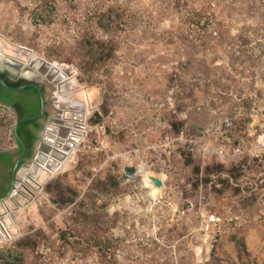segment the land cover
I'll return each mask as SVG.
<instances>
[{
  "label": "rangeland",
  "instance_id": "1",
  "mask_svg": "<svg viewBox=\"0 0 264 264\" xmlns=\"http://www.w3.org/2000/svg\"><path fill=\"white\" fill-rule=\"evenodd\" d=\"M0 59L13 79L11 67L41 73L48 96L15 193L45 126L78 134L20 212L8 202L25 224L0 252L17 264H264V0H0ZM14 123L0 109V150H19ZM211 214L214 237L201 230Z\"/></svg>",
  "mask_w": 264,
  "mask_h": 264
},
{
  "label": "bare ground",
  "instance_id": "2",
  "mask_svg": "<svg viewBox=\"0 0 264 264\" xmlns=\"http://www.w3.org/2000/svg\"><path fill=\"white\" fill-rule=\"evenodd\" d=\"M6 63H7V59L6 60L0 59L1 67L6 66ZM78 98H79L78 96L69 97L67 99L68 104L71 105V102L73 104L80 103V100ZM72 122L73 119H69L66 120L65 124L66 126L67 125L69 126L72 124ZM52 126L53 127L47 131L45 141L40 145L39 160L34 161L32 163V166L29 167V169L25 171L24 174L21 175L20 177L21 180L19 179L21 181V188H19V192L17 193L14 192L13 197L10 199V201H4L0 203V206L4 212L2 213L1 212L2 210L0 211V244L12 239V237L14 236V232L17 228L16 226L19 225L22 226V224L25 221V217L21 213L12 216L10 204L12 203L15 206V209L19 210L20 212V210L23 209L26 203L30 202V200L34 198L37 191L40 189L41 184L44 181H47L48 179L53 177L59 171L61 161L58 160L57 158L67 157L69 155V150L71 148H74L72 140H75L76 132L74 133V131H72L70 127L68 128L66 127L67 129H64L66 136L63 137L60 135L61 130L59 129L61 128L59 127V125L58 126L52 125ZM76 135L78 134L76 133Z\"/></svg>",
  "mask_w": 264,
  "mask_h": 264
},
{
  "label": "water",
  "instance_id": "3",
  "mask_svg": "<svg viewBox=\"0 0 264 264\" xmlns=\"http://www.w3.org/2000/svg\"><path fill=\"white\" fill-rule=\"evenodd\" d=\"M12 69H14V73L13 76H16L17 72L22 73V79L28 81L29 83L20 87H12L1 75L0 72V85L5 88L8 91H12V92H20L23 91L25 89L28 88H35L38 90L39 95H40V100H41V112L38 115L35 116H29V117H24V118H19L18 114L16 113V111L8 106H6L5 104H3L0 100V109L2 111H7L13 114V116L15 117V123H14V127H13V131H14V136L15 138L18 140V142L23 146V153L22 155L16 160L14 168H13V182H12V187H11V191L5 195V196H0V203L10 200L13 197V193L15 192V186H16V180L17 177L19 175V172L22 168V166H24L25 163H23L25 156H26V147L23 143L22 138L20 137L19 133H18V128L20 126L21 123L23 122H28V121H40L42 122L44 116L49 112L48 110V106H47V101H48V96L46 93V90L43 86V81H44V76L40 74H38L35 70L33 69H27L24 70L23 68H20L19 70L17 68L11 67ZM16 70V71H15ZM55 121V119H50L48 122L51 124H53ZM45 124V123H43ZM47 124V123H46ZM45 126V125H44ZM45 132L47 133L48 127L45 126L44 127ZM45 134V133H44ZM45 137V135H44ZM42 138V137H41ZM7 150H0V153H7ZM39 160V154L35 157V161ZM134 173V170H128V174L132 175ZM152 182L154 183V185L156 187H161L162 186V182L161 180L152 177L151 178Z\"/></svg>",
  "mask_w": 264,
  "mask_h": 264
},
{
  "label": "flooded vegetation",
  "instance_id": "4",
  "mask_svg": "<svg viewBox=\"0 0 264 264\" xmlns=\"http://www.w3.org/2000/svg\"><path fill=\"white\" fill-rule=\"evenodd\" d=\"M1 75L11 85L23 86V85H26L29 83L28 81H26L22 78L13 79V78H11L10 74H8V73H1ZM20 92H22V91H20ZM20 92H12V91H8L6 89L1 90L0 100L6 106L14 109L16 111V113L18 114V116H19V110L33 111V112L37 111L38 110V97H37V95H35L34 93H31L30 98H25ZM5 112H7V111H5ZM40 112H41V110H40ZM8 113H10V112H8ZM10 114H12V113H10ZM19 118H20V116H19ZM41 129H42V122H40V121H37V124H35V123L28 124L24 128V131H23L24 137L30 141H33L32 149L38 140L39 131ZM13 134H14V131H13ZM17 142H18V140H17ZM23 143L26 147V156L24 159V161H25L29 157H27L28 156L27 155L28 154V148H27L24 141H23ZM18 145H19V150H11V151L7 152V154H9L12 157V162H14V165H15L16 160L23 153V146L19 142H18ZM32 149L29 151L30 154L32 152ZM24 161H23V163H25ZM13 168H14V166H13ZM13 168L11 169V173H10V170L7 171L2 166H0V193H1L0 196H5L11 191L12 182H13Z\"/></svg>",
  "mask_w": 264,
  "mask_h": 264
},
{
  "label": "trees",
  "instance_id": "5",
  "mask_svg": "<svg viewBox=\"0 0 264 264\" xmlns=\"http://www.w3.org/2000/svg\"><path fill=\"white\" fill-rule=\"evenodd\" d=\"M11 86H13V87H19L20 85H11ZM1 90H5V88H3L0 85V92H1ZM20 93L25 98H30L31 93H34L38 97V110L37 111H34V112L33 111L19 110V116H20V118L38 115L40 113V110H41V100H40V95H39L38 90L35 89V88H29V89H26V90H24V91H22ZM31 123L37 124V121L23 122V123H21V125H20V127L18 129V132H19L20 137L25 142V144H26V146L28 148V154H27L28 156L27 157L30 156L29 151L32 149V143H33V141H30L27 138H25L24 137V134H23V131H24L25 126L28 125V124H31ZM0 166H2L7 171L10 170V173H11V169L14 166V162H12V157L9 154H7V153H0ZM14 257L15 256H14V254H12V251L11 250L1 251L0 252V264H17V263H19L20 260L18 258H14Z\"/></svg>",
  "mask_w": 264,
  "mask_h": 264
},
{
  "label": "built area",
  "instance_id": "6",
  "mask_svg": "<svg viewBox=\"0 0 264 264\" xmlns=\"http://www.w3.org/2000/svg\"><path fill=\"white\" fill-rule=\"evenodd\" d=\"M223 227L222 219L215 215H208L202 222L201 230L208 237H214L221 233Z\"/></svg>",
  "mask_w": 264,
  "mask_h": 264
}]
</instances>
